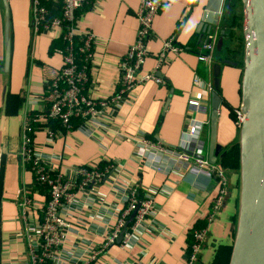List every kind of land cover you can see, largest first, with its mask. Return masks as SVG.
I'll list each match as a JSON object with an SVG mask.
<instances>
[{
    "label": "crops",
    "instance_id": "0c3cea01",
    "mask_svg": "<svg viewBox=\"0 0 264 264\" xmlns=\"http://www.w3.org/2000/svg\"><path fill=\"white\" fill-rule=\"evenodd\" d=\"M165 1L166 5L154 17L147 42L151 54L142 69L154 70L163 39L175 33L182 50L171 52L162 66L163 83H137L120 104L106 106L96 116L97 123L82 119L64 129L37 116L45 105L48 83L63 65L62 53L52 49L60 32H36L32 27V0H8L11 53L6 67L5 3L0 0V264H30L28 248L34 236L26 224L29 218L30 222L35 221V214L30 206L26 219L21 213L20 199L29 195L36 206L45 199L35 185L33 171L24 165L19 154L27 117L35 121L32 137L36 152L66 176L74 177L79 165L104 167L111 161L118 163L107 179L77 190L68 211L72 228L64 240L70 254L67 261L78 262L102 247L126 204L123 185L139 182L144 190L154 194L158 206L155 221L146 225L149 229H137L133 242L124 244L117 240L109 245L92 264H185L192 227L206 220L219 182L171 155L162 161V169L158 168L134 154V139L149 135L163 144L179 146L190 114L188 99L197 95L202 103L210 105L208 112L195 114L209 120L201 134L209 157L213 90L194 83L195 73L200 72L205 79L215 81L222 97L216 155L217 162L223 165V155L241 139V127L233 113L242 103L245 60L231 48L230 30L236 27L231 26L233 13L229 14L227 2L217 24L221 29L217 60L208 66L199 59V52L209 33L203 26L209 0ZM139 4L140 0H95L81 8L79 27L95 33L87 87L95 99L108 98L116 90L120 62L136 39ZM230 48L233 54L228 52ZM226 58L236 63L223 62ZM50 127L55 131L52 135ZM223 166L230 174V192L209 223L196 264H229L233 253L241 205V168ZM115 179L121 184L115 183Z\"/></svg>",
    "mask_w": 264,
    "mask_h": 264
},
{
    "label": "built area",
    "instance_id": "2783aa9c",
    "mask_svg": "<svg viewBox=\"0 0 264 264\" xmlns=\"http://www.w3.org/2000/svg\"><path fill=\"white\" fill-rule=\"evenodd\" d=\"M95 0H63L61 14L51 15L49 9L41 0H32V27L36 32L58 29L65 38V46L57 48L63 55V65L58 74L47 85L45 105L37 116L46 120H61L67 127L73 118H81L97 123L96 116L108 105H118L137 83L155 80L163 83L160 75L162 66L169 60L170 53H179L182 47L176 41V34L163 39V46L157 53V64L153 71L142 72L145 60L151 51L147 42L152 35L155 15L166 5L165 0H140L137 10L139 21L136 39L129 46L120 62V78L115 92L108 98L95 99L88 91L90 80V64L94 56L95 33L89 28L78 25V8L86 2ZM220 29L214 25L208 33V38L201 44L199 59L208 66L215 62L217 42ZM78 55L83 57L80 63ZM194 83L208 91L214 90L211 79H205L199 72L195 73ZM190 114L186 117V125L182 132L179 146L173 147L154 140L149 135L135 137L134 154L146 159L162 169V161L169 155L185 164H193L196 170L214 176L219 182L218 192L212 202L211 210L206 216V224L192 227L193 237L188 242L185 264H196L209 232V223L221 210L230 192V174L223 165L210 160L202 143V130L209 120L199 119L195 114L199 111L208 112L210 105L202 103L199 96L192 95L188 99ZM246 113L241 106L235 108V119L241 127ZM31 117L24 121L22 131V147L20 157L24 165L34 173L36 187L45 194L44 201L33 205L31 196L20 199L22 215L27 219L28 208H34L35 221H29L26 228L33 234L34 240L28 248L30 264H92L95 258L109 245L119 240L123 228L126 230L122 243L133 242L134 232L155 221L158 206L154 194L142 188L139 182L124 184L126 204L120 211L116 224L109 230L102 247L93 250L80 261H67L70 254L65 250L64 240L72 228L68 219V211L75 200L78 189H85L96 181L107 179L118 163L111 161L104 167L88 164L79 165L75 176L50 167L42 154H38L33 144ZM52 135L55 131L49 128ZM115 179V183H120ZM121 184V183H120ZM136 210L133 220L129 221ZM129 221V222H128ZM120 241V240H119Z\"/></svg>",
    "mask_w": 264,
    "mask_h": 264
},
{
    "label": "water",
    "instance_id": "95a60500",
    "mask_svg": "<svg viewBox=\"0 0 264 264\" xmlns=\"http://www.w3.org/2000/svg\"><path fill=\"white\" fill-rule=\"evenodd\" d=\"M231 1V0H229ZM227 0H209L203 26L208 32L219 23ZM244 12L245 64L241 108L246 118L241 126V205L233 253L229 264H264V0H242ZM5 3L6 55L10 62V16ZM225 63L235 64L232 59ZM220 64V63H218ZM218 72L219 65L216 66ZM211 98L209 158L217 161L216 132L222 97L215 81ZM136 210L129 221L133 220ZM128 221V222H129ZM123 228L119 240L122 239Z\"/></svg>",
    "mask_w": 264,
    "mask_h": 264
},
{
    "label": "trees",
    "instance_id": "16d2710c",
    "mask_svg": "<svg viewBox=\"0 0 264 264\" xmlns=\"http://www.w3.org/2000/svg\"><path fill=\"white\" fill-rule=\"evenodd\" d=\"M41 1H42L43 5H45L49 9L51 15L62 13L63 0H41ZM239 1H241V0H237V2H236V0H231V1L227 0V5H228L227 8H228L229 14L233 13L231 26H234V27L239 25V19H238L239 17H238V13H237V4ZM86 3H88V2H86ZM82 6H83V4L77 10V15H79V16L82 14L81 13ZM219 33L221 35V29H220ZM233 33H235V31H234V28L231 27L230 34H233ZM65 41L66 40L64 38V35L63 34L59 35V38H57V40L53 42L52 49L57 50V48L64 47L66 44ZM78 60L80 63H82L83 57L81 55H78ZM216 60H217V58H216ZM233 115H235V111H234ZM80 120H82V119L73 118L71 121V124L74 125L75 121H80ZM49 123H50V125H52L54 127L61 126L64 129H66V127H67L61 120H58V119H50ZM31 125L35 128V121H31ZM240 159H241L240 158V143H235L223 155L222 162L224 163L223 165H229V166H232L236 169H240V165H241ZM206 222L207 221L205 220L204 222L198 224L197 226H202V225L206 224ZM190 234L191 235H190L189 241H191V239L193 237L192 231ZM43 264H45V263H43Z\"/></svg>",
    "mask_w": 264,
    "mask_h": 264
},
{
    "label": "rangeland",
    "instance_id": "374dc122",
    "mask_svg": "<svg viewBox=\"0 0 264 264\" xmlns=\"http://www.w3.org/2000/svg\"><path fill=\"white\" fill-rule=\"evenodd\" d=\"M242 8H243V2L239 1V4L237 6L239 25L236 26V29H234L235 33L231 34L229 39H231L233 43L231 48L236 52V54L239 51L240 58L244 62L245 60V35H244V12ZM231 48L228 51L230 52V54L232 53Z\"/></svg>",
    "mask_w": 264,
    "mask_h": 264
}]
</instances>
